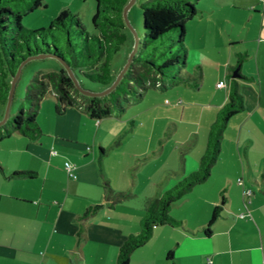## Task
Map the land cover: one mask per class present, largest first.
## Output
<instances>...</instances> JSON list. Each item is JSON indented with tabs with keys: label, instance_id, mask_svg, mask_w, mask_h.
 <instances>
[{
	"label": "crops",
	"instance_id": "crops-1",
	"mask_svg": "<svg viewBox=\"0 0 264 264\" xmlns=\"http://www.w3.org/2000/svg\"><path fill=\"white\" fill-rule=\"evenodd\" d=\"M213 7L207 21L213 28L197 22L188 42L186 32L183 69L194 80L149 87L120 116L112 112L101 119L77 105L54 113L50 103L46 116L40 113L42 103L39 133L0 139V264H116L125 238L141 230L147 200L199 168L234 79L245 106L230 117L210 176L172 205L170 214L179 222L156 225L129 264H264V142L259 141L262 160L253 159L256 140L247 126L250 120L258 129L264 125V0H215ZM239 8L246 11L243 19L234 12ZM234 17L225 31L222 25ZM238 65L240 76L234 77ZM221 80L225 84L219 87ZM54 105L57 110L58 102ZM178 107L182 116L194 110L199 116L174 144L175 159L162 160L168 145L162 134L177 119ZM124 120L131 128L121 131ZM204 120L201 133L197 126ZM66 161L73 163L76 177L68 174ZM234 174L242 182L236 183ZM107 186L131 194L115 199ZM218 205L223 209L207 233Z\"/></svg>",
	"mask_w": 264,
	"mask_h": 264
},
{
	"label": "trees",
	"instance_id": "trees-1",
	"mask_svg": "<svg viewBox=\"0 0 264 264\" xmlns=\"http://www.w3.org/2000/svg\"><path fill=\"white\" fill-rule=\"evenodd\" d=\"M10 0H0V42L4 52L5 63L0 78V106H5L10 89V79L17 71L18 63L28 56L44 54L52 56L70 65L76 76L77 72L89 80L109 86L115 77L107 73L111 57L120 49L126 40L121 31L124 27L121 12L128 0H96L95 12L92 16L95 32H89L77 13L63 9L52 20L48 27L25 28L22 17L40 6H46V0H31L25 11L14 10ZM5 2V3H4ZM143 9L144 33L139 37L138 51L133 57L127 71L118 85L104 95H87L81 93L69 75L61 66L58 70L35 75L26 86L24 100L29 107H23L5 123L0 125V139L9 137L14 132L29 135L39 133L37 114L44 96L52 91L56 94L60 105L57 111L66 105H77L91 117L101 119L110 115L113 110L123 112L125 102L140 99L149 87L167 89L170 86L190 79L184 71L187 47L185 36L187 23L200 10L190 0H149L141 4ZM174 33L176 49L165 54L161 61L143 57L140 51L159 48L160 38ZM140 50V51H139ZM61 61V62H62ZM63 65V64H62ZM145 74V76H144ZM127 77L126 85L122 82ZM132 93V94H131ZM244 99L239 91L238 82L234 79L231 96L219 110L212 123L205 152L200 158L199 168L171 188L158 196L147 200V210L142 217L141 230L128 235L120 246L116 264H129L132 252L143 245L152 235L158 224L179 222L170 214V209L187 190L195 184L205 181L211 174L215 162L221 154V139L230 117L244 108ZM3 116L1 113L0 118ZM10 116V114H9ZM11 118V120H10ZM11 127H7V121ZM20 172H14L18 174ZM110 197L122 199L130 196V192H113L107 186ZM222 206H215L205 231L211 232V225L222 211ZM171 257L172 253H168Z\"/></svg>",
	"mask_w": 264,
	"mask_h": 264
},
{
	"label": "rangeland",
	"instance_id": "rangeland-1",
	"mask_svg": "<svg viewBox=\"0 0 264 264\" xmlns=\"http://www.w3.org/2000/svg\"><path fill=\"white\" fill-rule=\"evenodd\" d=\"M31 1V0H10L6 3H9V5L14 9V10H22V12H24L26 9V5L27 3ZM131 0H128L126 5L130 2ZM149 0H134V2L130 5V7L127 10V18H128V22L126 20L125 14H124V8L121 12V16H122V22L124 27L121 29V31L126 35V40L124 42V44L121 45L120 49L111 57L110 59V65H109V70L107 71L108 74H110L113 77H117L118 74L121 72V70L123 69V67L125 66L128 58L131 55V52L133 50L134 47V43H135V38L136 35L135 33H137V35L139 37L143 36L144 33V24H143V9L141 7V4L143 2H146ZM192 2H194L196 4V7L199 10H202L203 12H199L195 19H191L189 20V22L187 23V42H188V36L190 34H192V30L194 32V29L196 27V25L200 22V23H204L207 24L206 28H209L212 26V20H210V22L207 23L209 16L213 17V9H214V5H215V0H190ZM5 3V2H4ZM95 8H96V0H46V6H40L36 9H34L33 11L27 12L23 15L22 17V24L25 28H42V27H48L50 22L52 20H54V18L63 10V9H67L70 12L73 13H77L79 15V17L81 18L84 26L86 27V29L89 32H95V28H94V24L92 22V16L95 12ZM242 8H251V7H242ZM236 10L234 11L235 13H241L242 15V19L245 17V13L246 11L243 9ZM234 13V15H236ZM204 14V16L202 15ZM241 19V20H242ZM198 22V23H197ZM235 22V17L230 20V21H225V23L222 25L223 29L226 30H231L233 27V23ZM213 28V26H212ZM175 39L176 37L174 35V33L171 34H167L164 37L160 38V44H159V48L153 50V49H148L147 51H140L139 54L142 55L143 57L147 58H152V59H157L159 61H161L163 58L166 57V53L170 50V46L172 50L176 49V43L172 40ZM190 57H192V55H190ZM3 63H5V56H4V52L1 48V42H0V78H3V76L1 75V73H3L4 67H3ZM22 64V61H20L18 63V66ZM62 65L61 61L55 57L52 56H46V57H37V58H31L29 60H27L26 62L23 63L22 68H21V72L20 75L16 81L15 84V90H14V94H13V98H12V102L10 105V116L12 117L13 115L17 114L19 112V109L21 107H23L25 109V111L27 112V109L29 107L28 103L24 100V96L26 93V86L27 84L31 81V79L37 75V74H41V73H47L50 72L52 70H58ZM78 74V79L81 83V85L91 91H95V92H99L104 90L105 88H107V86H105L104 84L100 83V82H96V81H92L89 80L88 78H86L85 76L82 75V73H80L79 71L77 72ZM145 76V74H144ZM127 77L124 78V81L122 82L123 85H126L127 82ZM12 79H10V84H11ZM114 81V80H113ZM132 94V93H131ZM170 99V98H169ZM135 101H138V99H134ZM171 100V99H170ZM58 102V105H60L56 95L52 92L49 91L44 99L41 101V105L43 103V108L41 107V114L44 113L46 116V112H47V104L50 103V108H52L53 106V111L54 113H58V111L55 108L54 103ZM161 103H163L164 105H168L169 103L165 102V98H163L161 100ZM245 104V101H244ZM130 103L125 102V106L126 109L128 107H130ZM5 106H0V115L1 113L5 112ZM135 108L129 109L127 110V112H125V114L122 115V117H129V115H131L134 112ZM114 114L116 113L117 116H120L123 112H118L117 110H113ZM39 114V113H38ZM113 114V115H114ZM177 119L174 120L173 122H169L167 126H169L170 130L168 132H166V134H162V141L163 142H167V149L165 151L164 156L162 157V160H172L175 159V153H173V146L174 144H176L177 142H179L180 138H184L185 132L190 129L193 128L195 125L194 123H190L189 121L192 120H197L199 113L198 110H194L193 112H188L187 114H185V116L181 115V108L178 107L177 108ZM3 117V116H2ZM1 117V118H2ZM0 118V119H1ZM46 118V117H45ZM44 120V117H42V115H38V120ZM11 120V118H10ZM7 121V127H11V121ZM48 122V120L46 119V123ZM107 122L110 123H116L117 120H110L108 119ZM125 123V124H124ZM123 126L121 127V131L123 130V127H126L127 129L131 128V124L130 122H126V120L123 121ZM163 120L158 121V126L162 125L163 126ZM137 125V123H136ZM175 125H179L178 126V131H177V138L176 136L172 138V132L175 129ZM205 126L207 127V124L205 123V120L203 121L201 127L199 128V132L201 131V133L203 132V128L205 129ZM248 127L253 128L252 134L255 137L256 143H253L252 147H251V155L252 157L255 155V158L262 160L260 157L262 156L261 154V150H262V146L261 143L259 141L264 142V125H262L260 127V129H258V125L257 123H253L252 120H250L248 122ZM164 130V129H163ZM166 131V129L164 130ZM179 135V136H178ZM130 136V135H129ZM128 136V138H129ZM180 137V138H179ZM194 137V135H193ZM188 142H183L182 147L185 149L188 147L187 146ZM184 149V150H185ZM109 150V146L107 147V152ZM97 152L99 153V150L97 148ZM253 157V159H255ZM189 159V157H188ZM239 175L234 174L233 179H235V182L238 183L239 182V178L237 177ZM240 183V182H239ZM147 186V184H143L141 187L143 189H145ZM138 200H142L143 201V197ZM137 200V201H138Z\"/></svg>",
	"mask_w": 264,
	"mask_h": 264
},
{
	"label": "water",
	"instance_id": "water-1",
	"mask_svg": "<svg viewBox=\"0 0 264 264\" xmlns=\"http://www.w3.org/2000/svg\"><path fill=\"white\" fill-rule=\"evenodd\" d=\"M133 2H134V0H131L125 6V8H124V14H125V17H126V20H127V23L128 24H129V22H128V18H127V10H128V8L130 7V5ZM135 35H136V38H135L134 47H133V50L131 52V55L128 58L125 66L123 67V69L121 70V72L118 74V76L114 79V81L109 86H107V88H105L102 91L95 92V91H91V90H88V89L84 88L81 85L78 77L76 76V74L74 73V71L72 70V68L70 67V65L68 63H66L65 61H62L61 60L62 61L61 63L67 69L69 75L71 76V78L74 81L76 87L78 88V90L81 93L87 94V95H104V94L109 93L111 90H113L118 85V83L120 82L121 78L124 76V73L127 71L130 63L132 62L134 55L138 51L139 38H138L137 33H135ZM46 56L47 55H44V54H38V55H34V56H28L25 60L22 61V64H20L18 66L16 73L12 77L11 86H10V89H9V94H8V98H7V102H6L5 112H4L3 117L0 119V125L3 124V123H5L6 120L8 119V117H9V114H10V105H11L12 98H13V94H14V90H15V84H16V81H17L19 75H20V72H21V68H22L23 63L26 62L27 60L31 59V58L46 57ZM239 68H240V66L238 65L235 68V70L233 71V76L234 77H239L240 76V73L238 72L239 71Z\"/></svg>",
	"mask_w": 264,
	"mask_h": 264
},
{
	"label": "built area",
	"instance_id": "built-area-1",
	"mask_svg": "<svg viewBox=\"0 0 264 264\" xmlns=\"http://www.w3.org/2000/svg\"><path fill=\"white\" fill-rule=\"evenodd\" d=\"M225 84V81L224 80H221V81H219L218 83H217V86H219V87H221V86H223ZM65 168H66V170L68 171V174L70 175V176H73V177H76V174H75V172H74V165H73V163H71L70 161H66L65 162ZM239 182H242V178H239ZM244 194L245 195H248V194H251V190L250 189H244ZM241 216H243V214H241Z\"/></svg>",
	"mask_w": 264,
	"mask_h": 264
}]
</instances>
